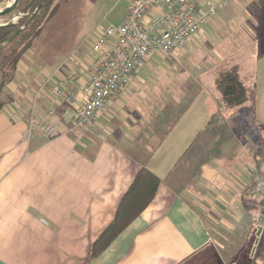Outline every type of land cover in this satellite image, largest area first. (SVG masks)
<instances>
[{
  "label": "crops",
  "instance_id": "0c3cea01",
  "mask_svg": "<svg viewBox=\"0 0 264 264\" xmlns=\"http://www.w3.org/2000/svg\"><path fill=\"white\" fill-rule=\"evenodd\" d=\"M214 18L201 31L226 23L229 61L221 69L237 66L255 89L248 111L254 104L256 124L235 119L246 103L225 106L216 86L221 69L208 65L199 91L165 127L166 104H180V80L156 70L175 63L176 51L149 56L95 123L79 128L66 115L61 88L72 79L84 102L93 58L49 67L25 55L0 110V264H212L217 242L226 249L223 222L238 201L256 213L264 239L255 206L264 197L250 187L255 172L264 175L257 153L264 140V0H228ZM46 121L56 128L50 136ZM141 167L160 178L155 197L87 261Z\"/></svg>",
  "mask_w": 264,
  "mask_h": 264
},
{
  "label": "rangeland",
  "instance_id": "374dc122",
  "mask_svg": "<svg viewBox=\"0 0 264 264\" xmlns=\"http://www.w3.org/2000/svg\"><path fill=\"white\" fill-rule=\"evenodd\" d=\"M131 1L57 0L61 8L48 19L43 32L27 53L28 58L39 63L44 61L49 67L56 60H59L60 64L70 63L79 56L83 61H86L89 56L95 60L96 53L92 50V46L99 31L109 25L120 24L128 12ZM7 3L8 0H4L0 8L5 7ZM11 15L12 20L23 14L14 12ZM216 18L217 15L214 19ZM227 51L226 23L219 28L209 24L204 31L194 35L184 48L178 50L173 57L175 63L169 66L165 64L156 70L160 73H172L176 80H180L179 83L175 82L179 85L180 104L177 106L173 103L166 104L164 108L166 114L162 121L165 127L174 121L177 113L185 106V102L199 91L200 69L213 65L212 68L216 73V70L221 69L223 64L229 61ZM199 58L202 61L200 65ZM165 61L167 62L166 59ZM37 62L32 64L35 68ZM2 98L5 99V95ZM249 101L246 102V116L236 115V120L241 119L240 122H243L245 117L247 123L251 119L252 115L248 111ZM158 138L159 133L156 139ZM236 203L235 209L229 212L230 219L223 222V232L228 239L224 240L226 249L220 248L223 245L221 241L217 242L216 246L220 250L213 255L212 264H264V239L263 237L262 240L259 239V226L255 225L257 215L255 212H248L241 201Z\"/></svg>",
  "mask_w": 264,
  "mask_h": 264
},
{
  "label": "built area",
  "instance_id": "2783aa9c",
  "mask_svg": "<svg viewBox=\"0 0 264 264\" xmlns=\"http://www.w3.org/2000/svg\"><path fill=\"white\" fill-rule=\"evenodd\" d=\"M227 1L217 0L204 9L205 0H132L122 22L99 31L93 43L96 58L84 89V102L80 101L72 79L63 84L61 89L65 90L68 118L76 127L92 126L108 100L129 85L132 75L149 56L184 48ZM11 4L12 0H8L5 7ZM150 14L154 16L152 20L148 19ZM17 17L12 21L15 22ZM5 23L0 18V25ZM42 127L48 136L56 131L54 124L48 121ZM250 187L253 196L264 197L261 172L252 175Z\"/></svg>",
  "mask_w": 264,
  "mask_h": 264
},
{
  "label": "trees",
  "instance_id": "16d2710c",
  "mask_svg": "<svg viewBox=\"0 0 264 264\" xmlns=\"http://www.w3.org/2000/svg\"><path fill=\"white\" fill-rule=\"evenodd\" d=\"M3 1L0 0V7ZM56 1L45 0L37 10L41 0H18L15 14L23 15L17 21L11 22L12 15L0 16L6 22L0 25V87L3 86L0 91V110L10 101L2 98L3 92L15 78L21 60L34 46L48 19L61 8L60 2ZM216 86L224 105L229 108L243 105L255 95V89L247 87L242 81L237 66L222 68L216 77ZM250 114L252 124H256L254 104L250 107ZM257 153L264 155V140L259 141ZM160 183V178L150 169H139L120 200L115 217L93 243L87 261L99 255L147 207ZM255 206L264 218V198Z\"/></svg>",
  "mask_w": 264,
  "mask_h": 264
},
{
  "label": "water",
  "instance_id": "95a60500",
  "mask_svg": "<svg viewBox=\"0 0 264 264\" xmlns=\"http://www.w3.org/2000/svg\"><path fill=\"white\" fill-rule=\"evenodd\" d=\"M44 1L45 0H41L37 10L41 8V6L43 5ZM17 4H18V0H12V4L10 6L4 7V8H0V16L11 15L12 13H14L16 8H17ZM11 22H13V21L11 20ZM2 87L3 86L0 87V91H1Z\"/></svg>",
  "mask_w": 264,
  "mask_h": 264
}]
</instances>
